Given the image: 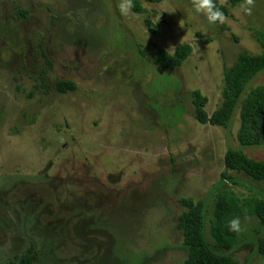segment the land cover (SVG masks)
I'll return each instance as SVG.
<instances>
[{
	"label": "rangeland",
	"instance_id": "1",
	"mask_svg": "<svg viewBox=\"0 0 264 264\" xmlns=\"http://www.w3.org/2000/svg\"><path fill=\"white\" fill-rule=\"evenodd\" d=\"M119 3L0 0V264H184L182 199L204 202L214 253L264 264V181L221 179L228 150L264 162V147L238 143V103L219 128L196 121L191 98L206 96L211 114L223 70L242 52L262 53L264 0H252L251 15L246 1L218 0L228 14L215 24L193 0L144 2L127 16ZM179 44L192 48L181 66L152 64ZM262 85L264 71L244 94ZM218 194L254 203L229 252L209 233Z\"/></svg>",
	"mask_w": 264,
	"mask_h": 264
},
{
	"label": "trees",
	"instance_id": "2",
	"mask_svg": "<svg viewBox=\"0 0 264 264\" xmlns=\"http://www.w3.org/2000/svg\"><path fill=\"white\" fill-rule=\"evenodd\" d=\"M164 0H133L134 7L132 13L142 14L145 12L143 3L159 4ZM246 0H228L235 6ZM216 6L227 16V10L214 0ZM26 11L19 10L17 17H25ZM151 33H156V26L151 22L145 23ZM257 41L262 48V53L253 56L247 52H242L237 61L229 68L223 70L224 89L222 92L219 107L211 114L206 112L207 98L199 91L192 93V104L194 106V116L201 124H210L215 127L225 128L232 112L239 104V129L236 139L244 147H264V85L250 89L244 94L249 81L257 74L264 71V37L258 34ZM192 54V48L187 44H179L172 53L160 49L157 51L152 64L166 70H173L187 60ZM59 91L71 90L75 87L71 83L60 82L56 85ZM244 94V97L242 98ZM224 169L221 179H231L228 172L243 173L255 181H264V162L251 159L240 150H228L223 158ZM182 212L177 219V230L182 233V245L187 251V258L184 264H238L229 254L219 255L214 253L206 242L204 232V202L194 199L180 200ZM253 202H245L242 206L237 204L233 197L218 194L212 209V218L209 222V233L213 240L214 248L229 252L237 242V232L230 231L228 222L233 218L241 216H253ZM264 229V222L259 223ZM258 254L264 258V233L258 238L256 243ZM26 261H31L26 256ZM25 264V263H23Z\"/></svg>",
	"mask_w": 264,
	"mask_h": 264
},
{
	"label": "clouds",
	"instance_id": "3",
	"mask_svg": "<svg viewBox=\"0 0 264 264\" xmlns=\"http://www.w3.org/2000/svg\"><path fill=\"white\" fill-rule=\"evenodd\" d=\"M248 7L243 9L245 15H251L252 0H246ZM119 11L122 15L127 16L131 13L133 0H120ZM193 8L197 14H203L209 23H223L226 17L222 11L216 6L214 0H193ZM228 227L232 232H239L241 230L240 219L233 218L228 222Z\"/></svg>",
	"mask_w": 264,
	"mask_h": 264
}]
</instances>
